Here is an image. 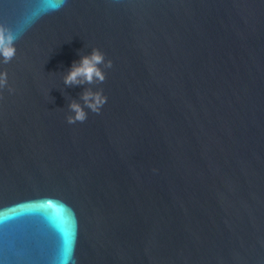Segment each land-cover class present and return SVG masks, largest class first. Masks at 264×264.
<instances>
[{
    "label": "water",
    "instance_id": "water-1",
    "mask_svg": "<svg viewBox=\"0 0 264 264\" xmlns=\"http://www.w3.org/2000/svg\"><path fill=\"white\" fill-rule=\"evenodd\" d=\"M0 23V264H264V0H0ZM92 48L104 82L64 85ZM86 87L107 103L69 125Z\"/></svg>",
    "mask_w": 264,
    "mask_h": 264
},
{
    "label": "clouds",
    "instance_id": "clouds-1",
    "mask_svg": "<svg viewBox=\"0 0 264 264\" xmlns=\"http://www.w3.org/2000/svg\"><path fill=\"white\" fill-rule=\"evenodd\" d=\"M19 36L10 27L0 23V63L8 64L16 54L15 44ZM103 66V68L101 67ZM112 61L105 59V54L97 48H92L90 54L81 55L78 61H74L70 69L63 74V84L66 86L94 85L102 84L106 78L103 69H110ZM8 88L7 72H0V91ZM82 101V103H81ZM107 103V97L103 90H93L86 87L80 94L79 101L72 100L69 105V114L66 116V122L69 125L84 123L88 118L87 110L99 114L103 106Z\"/></svg>",
    "mask_w": 264,
    "mask_h": 264
}]
</instances>
